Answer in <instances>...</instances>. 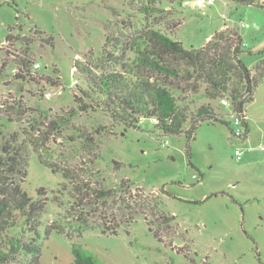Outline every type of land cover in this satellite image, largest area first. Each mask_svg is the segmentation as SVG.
Listing matches in <instances>:
<instances>
[{"label":"rangeland","instance_id":"rangeland-1","mask_svg":"<svg viewBox=\"0 0 264 264\" xmlns=\"http://www.w3.org/2000/svg\"><path fill=\"white\" fill-rule=\"evenodd\" d=\"M194 1L0 0V126L27 147L24 192L34 200L40 189L46 195L40 264H73V245L101 264H264V79L245 105V143L233 137L232 125L200 123L188 142L185 134L162 135L150 119L126 129L104 112L79 109L84 70H121L134 57L131 42L147 28L173 32L186 49L235 28L240 58L253 72L264 58V0ZM9 29L19 42L5 41ZM203 89L175 93L178 104L193 111L208 103ZM211 104L230 122L227 108ZM51 169L92 187L129 179L133 195L155 196L176 217L177 229L161 232L172 241L159 242L143 217L116 235L81 231L70 186ZM52 223L65 235L45 236Z\"/></svg>","mask_w":264,"mask_h":264},{"label":"trees","instance_id":"trees-1","mask_svg":"<svg viewBox=\"0 0 264 264\" xmlns=\"http://www.w3.org/2000/svg\"><path fill=\"white\" fill-rule=\"evenodd\" d=\"M10 29L5 41L19 42ZM174 37L173 32L147 28L131 42L134 57L121 70L100 75L84 70L78 86L83 102L79 109L104 112L126 129L137 128L140 120L150 119L162 135L185 134L189 142L194 140L200 123L231 127L212 107L211 103L220 102L229 113L242 119L244 140L249 134L245 105L253 101L254 91L264 79V58L256 63L253 72L245 66L240 58L242 38L235 28H223L198 49H186ZM261 53L264 55V49ZM113 59L116 64L122 61ZM74 67L80 65L75 63ZM3 71L0 68V74ZM201 87L208 103L193 111L178 104L180 100L175 93L197 94ZM2 129L0 126V264H40L39 228L43 224L46 195L40 189L34 200L24 192L29 164L27 147L16 134ZM51 171L61 175L62 187L70 186L72 216L81 231L99 229L103 234L116 235L143 217L148 231L159 242L172 241V237L161 232H174L177 225L171 222L176 217L166 213L155 196L133 195L134 183L129 179L120 180L112 188L92 187L66 172ZM161 192L168 194L166 190ZM53 231L65 235L55 223L44 228L45 236ZM72 254L73 264H101L75 245Z\"/></svg>","mask_w":264,"mask_h":264},{"label":"built area","instance_id":"built-area-1","mask_svg":"<svg viewBox=\"0 0 264 264\" xmlns=\"http://www.w3.org/2000/svg\"><path fill=\"white\" fill-rule=\"evenodd\" d=\"M212 1H210L211 3ZM188 5H190L189 2H187ZM194 5L196 6H202L203 5V1L201 0H195L194 1ZM225 106H227V102L223 101L222 102ZM229 119H230V124L232 125L233 129H232V135L234 138L239 139L241 142L242 140V135L244 132V128L242 125V119L240 118L239 115L233 113L230 111L229 113ZM236 157L237 159H240L242 157V150L241 148H236Z\"/></svg>","mask_w":264,"mask_h":264},{"label":"crops","instance_id":"crops-1","mask_svg":"<svg viewBox=\"0 0 264 264\" xmlns=\"http://www.w3.org/2000/svg\"><path fill=\"white\" fill-rule=\"evenodd\" d=\"M246 120H247V117H246ZM247 124H248V123H247ZM246 140H247V137L243 140L244 143L247 142ZM243 141H242V143H243Z\"/></svg>","mask_w":264,"mask_h":264}]
</instances>
